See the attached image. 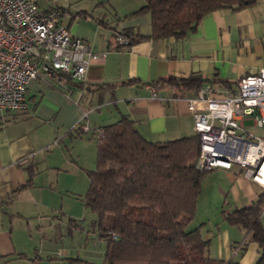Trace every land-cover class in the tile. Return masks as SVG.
Returning a JSON list of instances; mask_svg holds the SVG:
<instances>
[{
	"label": "crops",
	"instance_id": "1",
	"mask_svg": "<svg viewBox=\"0 0 264 264\" xmlns=\"http://www.w3.org/2000/svg\"><path fill=\"white\" fill-rule=\"evenodd\" d=\"M35 1L44 9L65 10L60 23L93 51L108 50V54L89 66L85 83L74 78L64 83L32 79L24 109L0 108V264L85 260L65 255L62 238L61 244L57 238L47 248L36 242L48 240L46 226L57 236L62 214L70 215L68 227L80 226L76 215L63 208L65 193H78L71 187L63 191L59 184L62 176L75 173L84 182L87 177L89 188L101 127L129 117L153 141L195 133L188 98L196 97L198 88L159 82L161 78L196 74L205 79L204 84L212 85L215 97H224L236 92L241 77L264 67V0L209 12L183 38H141L152 31L151 13H136L145 0ZM116 32L133 33L137 41L119 47L114 41ZM84 124L89 129H83ZM207 173L208 188L202 185L195 218L200 215L201 199V203L216 205V217L221 219L214 234L207 227L200 228L207 217L199 216L203 221L196 226L202 235L217 241L208 255L255 264L261 248L253 232L234 225L227 215L251 206L264 193V186L246 177L237 164ZM260 218L264 228V213ZM104 255L98 258L103 260Z\"/></svg>",
	"mask_w": 264,
	"mask_h": 264
},
{
	"label": "trees",
	"instance_id": "2",
	"mask_svg": "<svg viewBox=\"0 0 264 264\" xmlns=\"http://www.w3.org/2000/svg\"><path fill=\"white\" fill-rule=\"evenodd\" d=\"M256 0H145L136 11L150 12L152 31L141 38H183L209 12L239 9ZM133 35L130 44L137 41ZM71 78L61 74V80ZM159 82L199 88L205 79L161 78ZM96 168L89 172L85 204L97 213L106 237L102 262L93 264H242L208 255L209 239L198 227L188 228L196 214L202 179L210 170L197 168L199 135L153 141L144 137L134 120L123 117L98 131ZM264 193L249 207L227 215L231 223L253 232L261 248L255 264H264Z\"/></svg>",
	"mask_w": 264,
	"mask_h": 264
},
{
	"label": "built area",
	"instance_id": "3",
	"mask_svg": "<svg viewBox=\"0 0 264 264\" xmlns=\"http://www.w3.org/2000/svg\"><path fill=\"white\" fill-rule=\"evenodd\" d=\"M66 13L58 7L41 8L35 0H0V108L24 109L32 79L64 83L61 74H69L83 84L89 66L107 56L108 50L93 51L60 23ZM133 37L116 32L114 41L129 47ZM213 91L211 84H204L196 97L188 98L201 140L197 168L237 164L245 167L246 177L264 186V137L253 135L244 123L250 118L251 127L264 129V67L241 77L233 94L215 97ZM82 127L89 129L87 124Z\"/></svg>",
	"mask_w": 264,
	"mask_h": 264
},
{
	"label": "rangeland",
	"instance_id": "4",
	"mask_svg": "<svg viewBox=\"0 0 264 264\" xmlns=\"http://www.w3.org/2000/svg\"><path fill=\"white\" fill-rule=\"evenodd\" d=\"M248 127V131L251 132L253 135H261L264 137V129L261 127H251L253 124L252 119L246 120L245 123ZM97 161V159H96ZM95 168V166H94ZM93 168V169H94ZM243 170L245 167H241ZM208 173H206L202 179V185L204 186L205 190L208 187H205L208 182L206 181ZM210 177H207L209 180ZM87 177H85V182L82 180V176H78L77 174L73 173L71 175L65 174L62 176L60 180V189L63 191H66L69 187L73 188L75 191H77L76 194H66L65 193V204H64V211L73 213L76 215V219L78 222H80L79 227H68V224L70 222V215L62 214V218L60 222V228L58 229L57 236L50 234L48 226H46L49 238L48 240H44L42 242H36L39 247L43 248L45 246L49 247L51 244H54L56 242V239L59 240L62 238L65 246V255H71L74 257H81L85 260H82L80 258L76 259L74 261H69V259L65 260L64 264H93V263H99L102 262V258L98 256L105 252L106 248V237L101 236V230L99 229V225L97 224L98 215L96 212L91 210L90 207L86 206L85 204V196L87 194V185L86 182ZM205 196V193L203 194ZM206 199L204 198V201ZM216 205H212V203L204 204L201 203V199L199 201V209L200 214L199 216L205 215L207 218H203L204 224L201 225L203 231L205 227L206 229H211V231L215 234L216 231V223L221 221V219H218L216 217L215 212ZM205 211V212H204ZM198 217H194L193 222L188 226V228L197 227L196 225H199L198 223L202 224L201 222L203 220H199ZM221 223V222H220ZM70 225V224H69ZM35 227V225H33ZM221 227V226H220ZM199 228V229H200ZM55 236V237H54ZM52 238V239H51ZM38 241V240H37ZM216 238H213V240H209L208 249L213 248L216 243ZM58 243H62V241H58ZM42 253L44 255H48L46 250H44ZM50 255H52L50 253ZM211 256V255H209ZM212 257V256H211ZM102 260V261H101Z\"/></svg>",
	"mask_w": 264,
	"mask_h": 264
}]
</instances>
